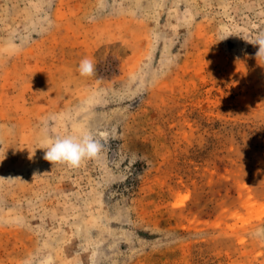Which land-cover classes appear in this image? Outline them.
<instances>
[{"label":"rangeland","instance_id":"1","mask_svg":"<svg viewBox=\"0 0 264 264\" xmlns=\"http://www.w3.org/2000/svg\"><path fill=\"white\" fill-rule=\"evenodd\" d=\"M261 40L264 0H0V264H264Z\"/></svg>","mask_w":264,"mask_h":264},{"label":"clouds","instance_id":"2","mask_svg":"<svg viewBox=\"0 0 264 264\" xmlns=\"http://www.w3.org/2000/svg\"><path fill=\"white\" fill-rule=\"evenodd\" d=\"M257 57L264 58V40L259 42ZM78 72L81 77H92L95 74L93 60L83 58L79 62ZM41 149H46L44 159L52 164L66 163L77 167L85 160L96 158L100 152V145L90 134L80 137L68 135L55 138Z\"/></svg>","mask_w":264,"mask_h":264}]
</instances>
